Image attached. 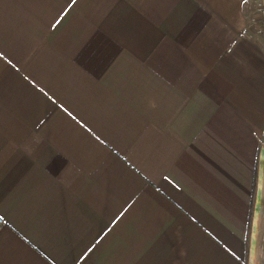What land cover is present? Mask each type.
Returning <instances> with one entry per match:
<instances>
[{
  "label": "crops",
  "instance_id": "1",
  "mask_svg": "<svg viewBox=\"0 0 264 264\" xmlns=\"http://www.w3.org/2000/svg\"><path fill=\"white\" fill-rule=\"evenodd\" d=\"M255 1L0 0V264H243Z\"/></svg>",
  "mask_w": 264,
  "mask_h": 264
},
{
  "label": "rangeland",
  "instance_id": "2",
  "mask_svg": "<svg viewBox=\"0 0 264 264\" xmlns=\"http://www.w3.org/2000/svg\"><path fill=\"white\" fill-rule=\"evenodd\" d=\"M253 6L257 7V2L254 0ZM257 10V9H256ZM261 14L254 16L255 19L258 18V23L260 24L259 33L264 34V8L260 9ZM257 24V22H255ZM264 137L259 145L257 155L255 158V166H254V181H253V191L251 195L250 200V208H249V215L247 220V226L245 231V247H244V253L242 257V263L243 264H259V257H258V246L254 243H256V240L259 239L258 233L261 231L260 226V218H261V204L259 203L260 195H261V185L263 179L262 171V162L264 160ZM260 235V234H259ZM251 247L252 249V255L254 257H251Z\"/></svg>",
  "mask_w": 264,
  "mask_h": 264
},
{
  "label": "water",
  "instance_id": "3",
  "mask_svg": "<svg viewBox=\"0 0 264 264\" xmlns=\"http://www.w3.org/2000/svg\"><path fill=\"white\" fill-rule=\"evenodd\" d=\"M263 179H264V160L262 162V171ZM261 185V197L259 199V203L261 204V218H260V226L261 231L258 233L259 239L256 240V244L258 246V257H259V264H264V180H262ZM260 234V235H259Z\"/></svg>",
  "mask_w": 264,
  "mask_h": 264
},
{
  "label": "bare ground",
  "instance_id": "4",
  "mask_svg": "<svg viewBox=\"0 0 264 264\" xmlns=\"http://www.w3.org/2000/svg\"><path fill=\"white\" fill-rule=\"evenodd\" d=\"M263 154H264V151H263ZM261 219H262V218H261ZM252 249H253V248L251 247V257H252V256L254 257V255H252Z\"/></svg>",
  "mask_w": 264,
  "mask_h": 264
},
{
  "label": "built area",
  "instance_id": "5",
  "mask_svg": "<svg viewBox=\"0 0 264 264\" xmlns=\"http://www.w3.org/2000/svg\"><path fill=\"white\" fill-rule=\"evenodd\" d=\"M0 224H1V219H0Z\"/></svg>",
  "mask_w": 264,
  "mask_h": 264
}]
</instances>
